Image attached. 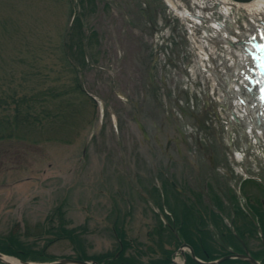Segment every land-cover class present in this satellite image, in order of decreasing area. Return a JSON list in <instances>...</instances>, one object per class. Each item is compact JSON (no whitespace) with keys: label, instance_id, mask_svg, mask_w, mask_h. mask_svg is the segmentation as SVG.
<instances>
[{"label":"rangeland","instance_id":"374dc122","mask_svg":"<svg viewBox=\"0 0 264 264\" xmlns=\"http://www.w3.org/2000/svg\"><path fill=\"white\" fill-rule=\"evenodd\" d=\"M172 1L187 21L168 0H0V246L16 254L1 253L198 264L185 239L216 261L243 252L235 223L264 263L234 193L264 179V148L247 123L230 137L218 106L219 81L262 55L264 10ZM243 189L264 227V187Z\"/></svg>","mask_w":264,"mask_h":264},{"label":"water","instance_id":"95a60500","mask_svg":"<svg viewBox=\"0 0 264 264\" xmlns=\"http://www.w3.org/2000/svg\"><path fill=\"white\" fill-rule=\"evenodd\" d=\"M237 2H247V1H253V0H235ZM183 246H186L188 247L191 251H192V257L194 258V260H196L197 262L201 263V264H219L223 261H226V260H230V259H242L244 261H247L249 262L250 264H261L259 261H257L255 258H253L249 253L248 251H246L245 254H231V255H228V256H225L219 260H216V261H213V262H203L201 260H199L195 254H194V251L193 249L188 245V244H183ZM182 254L185 256V253L182 251ZM6 255L1 253L0 252V262L4 263V264H9L7 263L5 260H4V257ZM22 264H32V263H26V262H23L22 261ZM44 264H98L96 262H88V261H83V260H77V259H72V258H63V259H60L58 261H55V262H51V263H44ZM169 264H186V263H179L177 261H172L171 263Z\"/></svg>","mask_w":264,"mask_h":264},{"label":"bare ground","instance_id":"6f19581e","mask_svg":"<svg viewBox=\"0 0 264 264\" xmlns=\"http://www.w3.org/2000/svg\"><path fill=\"white\" fill-rule=\"evenodd\" d=\"M169 5L171 8L185 21H187L188 14L185 10L181 9L178 5H176L172 0H168ZM237 6L239 8H243L246 11H248L250 14L254 16L255 9L260 8L264 10V0H254V1H247V2H236ZM260 20V19H259ZM261 22V21H260ZM263 23V22H262ZM4 260L9 264H22V262L15 258L10 256H5ZM261 264H264L262 261L259 260Z\"/></svg>","mask_w":264,"mask_h":264},{"label":"trees","instance_id":"16d2710c","mask_svg":"<svg viewBox=\"0 0 264 264\" xmlns=\"http://www.w3.org/2000/svg\"><path fill=\"white\" fill-rule=\"evenodd\" d=\"M189 238H190V237H187V239H185V240H186V242H188V243L193 247V249H194L196 255H200L199 253H200V251H202V249L205 250V251H208L205 245H203L202 247H199V245H197V243H195L193 240H191V239H189ZM121 245H122V248H123L121 254H123V253L125 252V250H126V247H127L128 245H127V243H125L124 241L121 242ZM5 248H7V247H2V246H0V251H1V252H4V253H6V254H16V252H14L13 250H10L11 248H8V249H5ZM20 257H21V259H23V260L25 261V258H24L23 256L20 255ZM20 257H19V258H20ZM94 258H95V257H94ZM34 260H39V259L35 258ZM96 260L100 261L101 259H97V258H96ZM119 260H120V259H119ZM119 260H118V261H119ZM39 261H40V260H39ZM234 261H237V260H230V261H228V263H230V262H234ZM238 261L241 262V263H243V264H248V263H246V262H244V261H241V260H238Z\"/></svg>","mask_w":264,"mask_h":264}]
</instances>
